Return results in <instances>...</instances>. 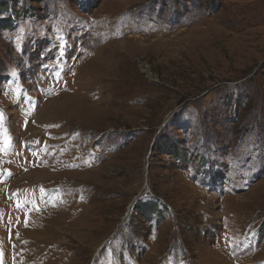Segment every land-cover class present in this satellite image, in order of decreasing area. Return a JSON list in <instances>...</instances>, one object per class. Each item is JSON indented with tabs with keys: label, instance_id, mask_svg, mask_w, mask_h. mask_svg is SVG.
Returning a JSON list of instances; mask_svg holds the SVG:
<instances>
[{
	"label": "rangeland",
	"instance_id": "374dc122",
	"mask_svg": "<svg viewBox=\"0 0 264 264\" xmlns=\"http://www.w3.org/2000/svg\"><path fill=\"white\" fill-rule=\"evenodd\" d=\"M0 264H264V0H0Z\"/></svg>",
	"mask_w": 264,
	"mask_h": 264
}]
</instances>
